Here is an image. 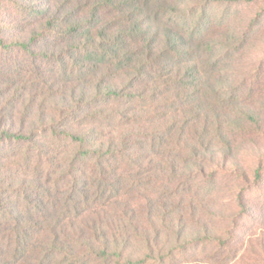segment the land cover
<instances>
[{
	"label": "rangeland",
	"instance_id": "1",
	"mask_svg": "<svg viewBox=\"0 0 264 264\" xmlns=\"http://www.w3.org/2000/svg\"><path fill=\"white\" fill-rule=\"evenodd\" d=\"M48 2L0 0V40H27L39 30L37 14ZM154 3L151 9L136 4L143 12L140 31L156 39L157 53H171L165 69L151 64L133 85L132 75L109 78L129 85L131 99H96L99 77L90 75L96 82L87 83L85 66L92 63L84 62V53L59 61L41 56L46 45L54 48L52 38L39 40L30 54L0 43V133L31 134L37 142L0 141V234L8 232L7 218L50 208L48 201L56 203L76 183L89 201L75 214L77 229L121 236L136 260L148 255L149 240L151 264H264V0ZM115 16H103L111 31L118 28ZM176 71L181 100L163 107L176 93L163 84L165 74ZM160 89L169 91L161 95ZM121 114L131 120L126 127ZM121 128L130 142H143L141 149L134 145L130 163L86 156L72 165L74 145L55 132L85 135L100 146L125 142ZM167 136L177 155H169L166 166L154 150ZM120 175L133 183L130 192L115 191ZM216 237L226 244L219 246Z\"/></svg>",
	"mask_w": 264,
	"mask_h": 264
},
{
	"label": "trees",
	"instance_id": "2",
	"mask_svg": "<svg viewBox=\"0 0 264 264\" xmlns=\"http://www.w3.org/2000/svg\"><path fill=\"white\" fill-rule=\"evenodd\" d=\"M157 1L160 0H49L46 9L37 14L39 30H32L27 40L11 44L0 40V43L6 48L16 47L30 54L31 47L39 40L52 38L54 48H57L58 52L49 44L42 50L41 56L59 61L75 51L84 53V62L92 63L88 67L85 66L84 74L89 75L87 83L90 81L94 84V81L96 82L99 77L98 83L95 85L96 99L103 101L131 99L134 94L128 92L129 85H133L145 73L146 68H150L151 64L162 63L165 69L168 65L166 54L171 53V49L167 48L158 53L155 51L156 39L149 38L147 30L140 31L142 26L140 17L143 12L136 8V4L140 3V5L151 9L155 6L154 2ZM205 1L211 3H252L256 0ZM107 12L116 14L118 28L115 31L110 30L109 24L104 25L103 16ZM129 21L131 22L129 23ZM108 70L113 71L114 74L102 72ZM120 73L133 76L132 79L129 78L131 80L129 85L120 86L117 82L110 83L109 78L113 77L112 81H114ZM174 73L166 72L167 80L163 84L168 85L167 88L176 89L175 98L168 99L165 104L163 103V107L168 106L171 102L176 104L181 100V75L178 71ZM99 74L100 76H98ZM90 75L96 80H89ZM155 78L156 81L162 79L160 76ZM158 91L164 95L169 90L160 89ZM142 93L135 95V98ZM104 111L109 112L107 108H104ZM175 112L178 113L177 110ZM108 114L110 118L112 116L115 119L119 118L118 115L114 116V113ZM140 118L143 117L140 116ZM120 119L122 127L130 124L131 120L122 114ZM121 129L124 133V128ZM172 130L173 127L167 128L165 134H171ZM55 132L57 137H63L71 146L74 145L71 150L74 157L72 165L86 156H97L100 159L107 156L126 157L130 163L134 157V145H136V149H141L143 144L142 141L136 142V144L130 142V135L125 133L123 136L125 142L121 144L117 143L115 139H111L109 145L101 143L100 146H95L85 135L61 130ZM0 141L37 144L34 135H22L8 131L0 133ZM87 143H89V149L86 147ZM157 146L159 150L156 152L155 149L154 155L158 154L160 162L167 166L168 156H176L177 148L172 146V141L168 136L162 139ZM85 148L87 150H84ZM161 150L165 152H159ZM101 163L98 165V174L101 176L99 183L101 181L103 183L104 179V173L101 171L105 166L103 161ZM260 181H262V172L256 171V183ZM113 183L118 185L115 190L118 192L124 188L125 192H130L133 188V183H127V179L123 175L116 177ZM135 183L143 184L141 180ZM147 184H152L151 178H148ZM82 194L88 195V191H83L74 183L62 192V197L56 203L48 201L50 208L45 206L37 214H28V212L25 214L24 211L16 217L7 218L5 222L8 232L0 234V264H151L148 261L154 259L150 255L154 253V250L149 240L146 243L148 255L143 259L136 260L132 255H128L129 243L123 241L121 236H109L104 229L100 232L95 231V234H88L85 229H77V215L75 214L85 211L89 204L88 196L84 197ZM45 202L41 201L42 206L49 205L48 202L46 204ZM40 207L41 205L37 206V209ZM11 221L12 224H10ZM215 242L219 243V246H224L227 241L216 237Z\"/></svg>",
	"mask_w": 264,
	"mask_h": 264
}]
</instances>
